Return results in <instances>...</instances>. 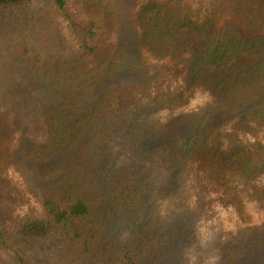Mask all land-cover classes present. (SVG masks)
<instances>
[{
    "label": "trees",
    "instance_id": "1",
    "mask_svg": "<svg viewBox=\"0 0 264 264\" xmlns=\"http://www.w3.org/2000/svg\"><path fill=\"white\" fill-rule=\"evenodd\" d=\"M121 1L85 0L71 12L68 0H0V263L31 264L19 250L58 237L59 264H182L177 242L184 229L192 235V219L153 221L150 189L157 176L170 189L191 167L199 190L219 193L242 219L244 198L264 203V184L254 185L264 145L243 140L264 129V34L241 29L264 21V0H129L128 17ZM170 70L184 75L162 91ZM199 90L210 101L188 115L182 137L169 135L154 115ZM9 169L39 212L16 215L25 194Z\"/></svg>",
    "mask_w": 264,
    "mask_h": 264
},
{
    "label": "rangeland",
    "instance_id": "2",
    "mask_svg": "<svg viewBox=\"0 0 264 264\" xmlns=\"http://www.w3.org/2000/svg\"><path fill=\"white\" fill-rule=\"evenodd\" d=\"M141 1L139 0V3ZM77 3L79 6L76 5ZM87 4L88 2L85 0H68L71 12H77ZM175 4L196 8L200 2L199 0H177ZM131 5L129 0L121 1L120 7L124 17L129 16ZM126 23L125 35L129 37L131 43H135L138 37L137 31L131 29L130 19ZM62 25L65 26V24ZM99 28L101 29V26ZM241 29L247 37L264 34V21L251 25L243 24ZM64 33L66 34V30ZM99 35L100 32L97 37ZM80 39H83L82 35H80ZM68 42H70L69 51L79 54V46L72 42L70 37ZM143 56L147 62H154L147 52H144ZM249 60L254 63L258 57H252ZM169 64L173 66L172 63ZM177 69L180 70V67L178 66ZM183 75V73L180 74L177 79L176 72L170 70L169 77L162 79L159 86H154H158V89L162 91L173 89L181 82ZM122 82L125 81L121 79V76L110 82H102L93 88L92 95H99L102 91ZM155 90L152 89L149 92L151 96L156 93ZM144 94L140 93L138 97H143ZM144 99H147V96ZM209 101L208 94L199 90L187 105L175 110H161L154 115V118L163 124L169 135L182 137L181 134H184L187 128L188 115L198 111ZM243 140L246 143L260 142L264 145V129L259 131L255 137L246 134ZM164 165L165 163H159L157 167L161 169ZM161 173H163L162 170ZM157 174L160 173L157 172L155 175ZM7 177L20 192L25 194L23 203L16 207V215L23 216L30 211L39 212L42 206L40 200L26 191L19 175L13 169H9ZM153 184L155 186L150 189L153 221L160 225L169 223L170 225L172 223L185 225L189 219H192L189 228V230H193L192 235H189L188 230L184 229L183 236L177 242L178 261H182V264H230L231 261H235L234 264H264V230H258L260 226L264 225V203L249 200L248 197L244 198L246 218L242 219L230 205L220 200L219 193L210 189L199 190L195 180V169L192 167L188 168L170 189L166 188L168 181L163 177L157 176ZM263 184L264 177L254 182L256 187H261ZM56 202L62 209L66 208V204L59 198H56ZM184 214L186 215L182 216ZM252 228L255 229L252 230ZM259 236L263 240L257 241L255 237L259 238ZM233 250L235 252L231 253ZM170 251L172 254L176 253L172 249ZM65 252L66 247L58 237L34 249L19 250L21 256L31 264H59ZM2 259L6 260V255H3Z\"/></svg>",
    "mask_w": 264,
    "mask_h": 264
}]
</instances>
